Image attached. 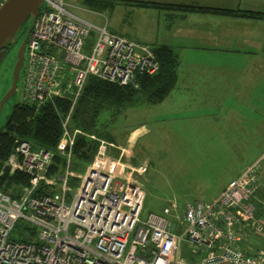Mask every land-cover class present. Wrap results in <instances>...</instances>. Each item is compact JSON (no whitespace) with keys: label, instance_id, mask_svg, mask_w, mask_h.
<instances>
[{"label":"built area","instance_id":"2783aa9c","mask_svg":"<svg viewBox=\"0 0 264 264\" xmlns=\"http://www.w3.org/2000/svg\"><path fill=\"white\" fill-rule=\"evenodd\" d=\"M158 69L149 45L83 21L66 0H44L26 38L18 103L57 109L55 101L65 100L68 111L55 151L15 140L0 169V264H264V222L253 202L264 155L211 202L180 211L171 204L142 220L144 191L133 174L145 167L133 168L116 144L70 127L89 77L136 88L137 76ZM78 135L98 142L81 173L73 168ZM55 154L62 163L51 173ZM25 229L31 240L21 239Z\"/></svg>","mask_w":264,"mask_h":264},{"label":"crops","instance_id":"0c3cea01","mask_svg":"<svg viewBox=\"0 0 264 264\" xmlns=\"http://www.w3.org/2000/svg\"><path fill=\"white\" fill-rule=\"evenodd\" d=\"M134 1L264 12V0H116L110 15L104 16L110 32L174 52L176 84L167 98L176 101L175 120L184 127L180 134H192L197 143L260 145V158L264 153V20L139 6ZM92 12L103 15V11ZM141 131L129 132L131 153ZM235 158L240 164L231 175L234 178L254 163L250 164L247 153Z\"/></svg>","mask_w":264,"mask_h":264},{"label":"rangeland","instance_id":"374dc122","mask_svg":"<svg viewBox=\"0 0 264 264\" xmlns=\"http://www.w3.org/2000/svg\"><path fill=\"white\" fill-rule=\"evenodd\" d=\"M66 3L71 13L96 27L104 26L105 17L111 13L104 10L103 15L99 16L93 13L83 0H66ZM23 37V34H20L19 40ZM87 41L92 42L93 36L89 35ZM14 65V58L6 59L0 65V97L11 84ZM22 76L23 68L15 94L0 110V130L4 127L13 106L20 100ZM175 104V100L171 102L168 98L162 103L150 104L143 95H138L136 102L127 104L117 114L105 111L98 119V130L127 153L131 158L128 160L130 165L136 169L145 167L143 173L133 174V178L144 191L142 220L149 213L161 214L163 208L171 204L180 211L188 202H211L222 189V185L234 178L231 175L236 171V165L239 167L240 164L235 157L247 153L251 164L261 160L264 155L263 153L257 158L261 154L260 145L192 141V134H180V128L184 127L176 123L178 115ZM136 128H141L142 134L135 140L131 153L127 137L129 132ZM118 152L116 150V156ZM242 163L244 164V160ZM74 170L81 173L84 165ZM258 175L261 185L253 202L261 212L264 222V161L260 163ZM259 249L264 250V239ZM182 252L184 260L190 263L191 256L186 250V243L182 244Z\"/></svg>","mask_w":264,"mask_h":264},{"label":"trees","instance_id":"16d2710c","mask_svg":"<svg viewBox=\"0 0 264 264\" xmlns=\"http://www.w3.org/2000/svg\"><path fill=\"white\" fill-rule=\"evenodd\" d=\"M115 1L83 0V3L93 11H104L111 9ZM134 4L172 8L184 12H201L212 15L264 20V12L250 10H233L195 5L152 4V2L146 1H134ZM8 48L9 46L5 50ZM152 49L159 62V69L157 73L151 76H137L135 78L136 88L131 84L119 85L100 80L93 76L89 77L72 113L70 127L72 129L79 128L87 134H94L99 139L113 143L112 140L108 139L97 128L98 119L103 112L112 111L114 114H117L127 104L136 102L138 95H143L145 100L150 104L163 102L176 84L177 59L174 52L167 46L152 47ZM54 104L57 109H55L52 103H46L37 110L27 104L17 103L13 106L4 127L0 130V169L7 156L13 151L11 148L15 147V140H25L34 148L41 147L48 151H55L62 133L61 116L67 113L68 105L65 100H56ZM77 137L73 148L74 169L83 165L85 167L93 158L98 146L97 141L90 140L81 135ZM61 163L62 158L55 154L53 167L50 169V172L58 170ZM15 178L16 175L10 178L8 184H12ZM258 213L261 215V212L258 211ZM17 226H20V224ZM25 230L27 233H23V238L21 239L25 241L31 240L33 232L28 229Z\"/></svg>","mask_w":264,"mask_h":264},{"label":"water","instance_id":"95a60500","mask_svg":"<svg viewBox=\"0 0 264 264\" xmlns=\"http://www.w3.org/2000/svg\"><path fill=\"white\" fill-rule=\"evenodd\" d=\"M44 6V0H1L0 1V63L4 50L16 45L15 65L12 70L11 84L0 101L3 104L15 94L20 72L23 68L25 42L31 23ZM20 34L23 39L19 40Z\"/></svg>","mask_w":264,"mask_h":264},{"label":"flooded vegetation","instance_id":"af4514ba","mask_svg":"<svg viewBox=\"0 0 264 264\" xmlns=\"http://www.w3.org/2000/svg\"><path fill=\"white\" fill-rule=\"evenodd\" d=\"M1 1V0H0ZM16 45H12V46H9L8 49L4 50V57L0 63V65L6 60V59H12L14 58L15 59V54H16ZM7 81V80H6ZM10 87V86H9ZM8 87V88H9ZM8 88L4 90V92L2 93L1 97H0V101L2 99V97L5 95V93L8 91ZM2 108V107H1Z\"/></svg>","mask_w":264,"mask_h":264},{"label":"bare ground","instance_id":"6f19581e","mask_svg":"<svg viewBox=\"0 0 264 264\" xmlns=\"http://www.w3.org/2000/svg\"><path fill=\"white\" fill-rule=\"evenodd\" d=\"M152 4H153V3H152ZM150 5H151V4H150ZM144 76H145V75H144ZM138 132H139V131H138ZM133 135H134V134H133ZM77 138H78V137H77ZM58 139H59V138H58ZM24 141H25V140H24ZM11 150H13V149L11 148ZM11 150H10V151H11ZM55 170H56V169H55ZM51 172H53V171H51Z\"/></svg>","mask_w":264,"mask_h":264}]
</instances>
